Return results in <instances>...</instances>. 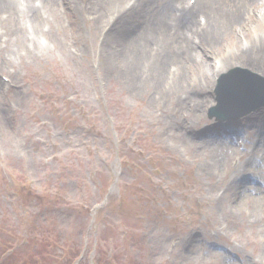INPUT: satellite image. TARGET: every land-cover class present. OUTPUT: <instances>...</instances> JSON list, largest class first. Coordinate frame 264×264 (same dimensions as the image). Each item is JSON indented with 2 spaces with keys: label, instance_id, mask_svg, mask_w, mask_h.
I'll use <instances>...</instances> for the list:
<instances>
[{
  "label": "rangeland",
  "instance_id": "obj_1",
  "mask_svg": "<svg viewBox=\"0 0 264 264\" xmlns=\"http://www.w3.org/2000/svg\"><path fill=\"white\" fill-rule=\"evenodd\" d=\"M177 1L0 0V264H251L264 248L263 145L248 120L264 104L209 117L235 68L217 74L213 56L208 86L175 81L179 56L160 45L176 41ZM191 69L185 85L200 79ZM215 121L227 123L197 137ZM244 166L259 190L226 216L210 209Z\"/></svg>",
  "mask_w": 264,
  "mask_h": 264
},
{
  "label": "bare ground",
  "instance_id": "obj_2",
  "mask_svg": "<svg viewBox=\"0 0 264 264\" xmlns=\"http://www.w3.org/2000/svg\"><path fill=\"white\" fill-rule=\"evenodd\" d=\"M169 6L177 11L181 26L177 29L176 35L173 38L177 42L174 41V44L173 42H164L166 44L160 46L166 48L171 47L169 50L172 52V55L179 56V68H177V71L171 73L177 83L179 81L187 90L208 86L212 82V77L214 75V67H212L213 65L210 63V57L212 56V60H216L219 64L216 69L217 74L223 69L239 66L238 69L249 70L248 72L251 74L247 71H236V74H238L237 80L243 79L244 75L253 79H258L262 77L261 75L264 77V39H261L257 35H253L250 38L245 37L243 42L238 31H236L237 28L240 31H245V29L249 28L252 24H261L264 22V0H194L191 5L184 4L183 0H178L176 3L169 4ZM197 13H201L200 15L204 16L203 24H200L196 20ZM110 23L106 21V24ZM234 32L238 36H234ZM262 32L264 35V30H262ZM224 41L226 46L223 43ZM173 46L177 50H174ZM226 47H228V50H225ZM26 48L27 47H25V49ZM28 49L29 48H27L25 52H29ZM141 59H137L136 63L139 64ZM155 59L156 55L149 52V56H147L146 60L153 62ZM189 64L192 67L191 70L198 71L200 74V79L191 83L192 86L189 84L185 85L186 71H183V68L190 70ZM151 73L158 74L159 77L154 76L155 79L158 78L156 80L158 81L163 76L162 74L165 73L164 63L160 64L159 71H151ZM230 74V71H228L220 80L224 78L229 79ZM227 86L228 85H222V88ZM158 89L159 88H155V90ZM249 89L250 88H247V86L238 89L235 84H231L230 95L239 96ZM254 91H256V89H254ZM259 93L260 97L255 100V103L263 99L264 88L260 89ZM248 120L251 123L255 122V127H257L256 131L258 137L254 149L257 152L258 145H263V148L260 149L262 150L260 159H263L264 144H261V142L264 138V108L249 115ZM225 123L227 122L215 121L211 124L206 123L203 130L200 129L195 131L196 135L200 138L203 136L201 132L204 130L207 133H212L215 129L221 130L223 128L222 124L225 125ZM222 137L224 138L223 140L230 138V142L234 139L230 134L229 137L224 134ZM211 139H213V137H211ZM247 170H249V168L246 166L238 169V171L236 170L237 176H235L236 180L234 183H227V179L225 178L219 181L217 186L223 185V190L219 199L207 195L210 200V209H214L215 203L220 201L221 213L226 216L229 212L228 207L233 206L234 200L240 196V194H243L244 189L253 190L254 192L259 190L260 186H255V183L253 188H249L243 182L245 178L255 180V173ZM251 199L253 200V198ZM234 208L240 210L239 204L234 206ZM225 252L230 253V249L227 248ZM249 261L251 264H264V248L259 247L256 254L253 255V258L249 257Z\"/></svg>",
  "mask_w": 264,
  "mask_h": 264
},
{
  "label": "water",
  "instance_id": "obj_3",
  "mask_svg": "<svg viewBox=\"0 0 264 264\" xmlns=\"http://www.w3.org/2000/svg\"><path fill=\"white\" fill-rule=\"evenodd\" d=\"M218 96V104L210 109L209 116L216 115L218 118H224L226 115L231 117H237L243 115L246 111L254 108L259 105L255 103V100L260 97V93H250L240 98L239 96L234 95Z\"/></svg>",
  "mask_w": 264,
  "mask_h": 264
}]
</instances>
